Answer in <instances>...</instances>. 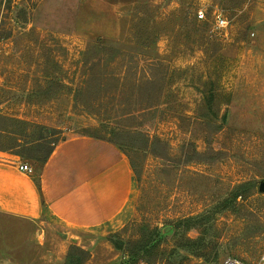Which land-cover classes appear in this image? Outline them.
Returning a JSON list of instances; mask_svg holds the SVG:
<instances>
[{
    "label": "rangeland",
    "instance_id": "1",
    "mask_svg": "<svg viewBox=\"0 0 264 264\" xmlns=\"http://www.w3.org/2000/svg\"><path fill=\"white\" fill-rule=\"evenodd\" d=\"M107 42L121 44L118 61L97 49ZM42 134L21 159L38 165L28 157L49 141L108 139L137 186L115 232L67 242L44 228L42 264H261L264 0H0V148ZM34 230L0 215V264H19Z\"/></svg>",
    "mask_w": 264,
    "mask_h": 264
},
{
    "label": "crops",
    "instance_id": "2",
    "mask_svg": "<svg viewBox=\"0 0 264 264\" xmlns=\"http://www.w3.org/2000/svg\"><path fill=\"white\" fill-rule=\"evenodd\" d=\"M22 162L30 166L29 172L18 169ZM136 197L131 167L122 150L108 141L90 136L68 138L38 165L0 151V215L35 229L34 235L20 241L23 259L19 264H42L40 232L44 228H57L67 242L85 232L121 229L133 217ZM5 251L0 248V257Z\"/></svg>",
    "mask_w": 264,
    "mask_h": 264
},
{
    "label": "trees",
    "instance_id": "3",
    "mask_svg": "<svg viewBox=\"0 0 264 264\" xmlns=\"http://www.w3.org/2000/svg\"><path fill=\"white\" fill-rule=\"evenodd\" d=\"M120 45L121 44L118 43V42L101 43L100 45H98L97 49L100 50L101 52H103L104 50H106L105 47L109 46L111 48V52H112L111 53L112 61L114 62V61H118V59H120L123 56L122 52L119 50ZM146 69H147L148 72L153 71V70L157 69V65L155 63H153V62H148V64L146 65ZM144 74L145 75L143 76V78H145V80L148 81L149 80V78H148L149 74H147V75H146V73H144ZM105 81H111V82H114V83H119V82H121V78L117 77L116 74H108L107 79L105 78ZM16 121H18L19 123H23V124H25V125H27L29 127H33L34 129L50 132V133H53V134L54 133H58L57 131H59V130H57L55 128L47 127V126H44V125H41V124L30 123V122L21 121V120H16ZM42 135L35 136V137H28V136L25 135V136H23V139H18L16 141V146L11 147L9 149L0 148V151L10 152V153H13V154L19 156V154L15 151L16 149H20L22 147H31V146H33V147H41V146L47 144V140H49V136L48 135H45V136L43 135L42 136ZM134 135L146 138V143L150 142V141H148L149 139H147L148 137L145 136V134H143L142 132H136V133H134ZM94 138H96V137H94ZM97 139H99V138H97ZM101 140H105V141H108L110 143H113V144L117 145L112 140H108V139H101ZM58 144L59 143H58L57 140L49 141V148H47L45 154L42 157L29 156L28 159L33 160L34 162H36L38 164H42L48 159V157L52 153L53 149ZM184 230H187V226L185 227ZM204 260L206 261V259H204Z\"/></svg>",
    "mask_w": 264,
    "mask_h": 264
},
{
    "label": "built area",
    "instance_id": "4",
    "mask_svg": "<svg viewBox=\"0 0 264 264\" xmlns=\"http://www.w3.org/2000/svg\"><path fill=\"white\" fill-rule=\"evenodd\" d=\"M198 17L202 19L204 17V14L200 11L198 13ZM213 23H214V29L219 32L223 31L227 27V21L224 19V17L221 14L215 15ZM18 169L22 172H29L31 168L26 162H22L19 164ZM260 262L261 264H264V252L260 257ZM135 264H148V263L145 262L144 260H140ZM222 264H245V263H239L233 260H225Z\"/></svg>",
    "mask_w": 264,
    "mask_h": 264
},
{
    "label": "water",
    "instance_id": "5",
    "mask_svg": "<svg viewBox=\"0 0 264 264\" xmlns=\"http://www.w3.org/2000/svg\"><path fill=\"white\" fill-rule=\"evenodd\" d=\"M260 191L264 193V181L260 184Z\"/></svg>",
    "mask_w": 264,
    "mask_h": 264
}]
</instances>
